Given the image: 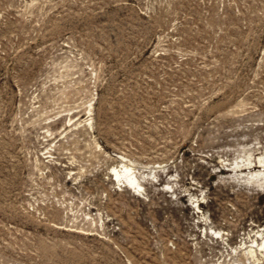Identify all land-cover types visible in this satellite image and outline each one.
<instances>
[{"label":"rangeland","instance_id":"rangeland-1","mask_svg":"<svg viewBox=\"0 0 264 264\" xmlns=\"http://www.w3.org/2000/svg\"><path fill=\"white\" fill-rule=\"evenodd\" d=\"M259 157L264 0H0V264H264Z\"/></svg>","mask_w":264,"mask_h":264},{"label":"bare ground","instance_id":"bare-ground-1","mask_svg":"<svg viewBox=\"0 0 264 264\" xmlns=\"http://www.w3.org/2000/svg\"><path fill=\"white\" fill-rule=\"evenodd\" d=\"M254 164H259L261 166H264V158H261V157L257 158L256 160H254ZM235 167H238V165L236 164ZM113 171H114V176L116 177L115 179L117 180L118 178H123L126 187L133 188L136 191L143 190L142 185L139 182L140 179H138L137 176L135 175L134 168L130 167L127 164H123L121 169L120 168L114 169ZM262 176H263V174L259 171L254 172V173H250L251 178L262 177ZM247 177H248V175H247ZM119 180L121 181V179H119ZM258 247L264 251V236H262L261 244H260V246L258 245Z\"/></svg>","mask_w":264,"mask_h":264}]
</instances>
